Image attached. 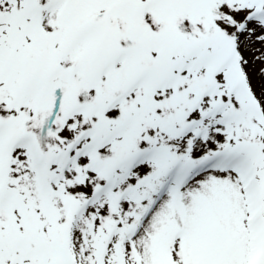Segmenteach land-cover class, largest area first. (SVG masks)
<instances>
[{
  "label": "snow or ice",
  "instance_id": "1",
  "mask_svg": "<svg viewBox=\"0 0 264 264\" xmlns=\"http://www.w3.org/2000/svg\"><path fill=\"white\" fill-rule=\"evenodd\" d=\"M0 264H264V0H0Z\"/></svg>",
  "mask_w": 264,
  "mask_h": 264
}]
</instances>
